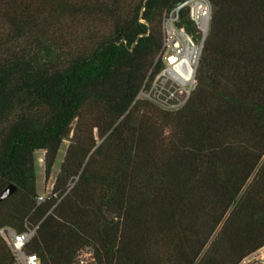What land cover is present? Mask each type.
Listing matches in <instances>:
<instances>
[{
  "label": "trees",
  "instance_id": "obj_1",
  "mask_svg": "<svg viewBox=\"0 0 264 264\" xmlns=\"http://www.w3.org/2000/svg\"><path fill=\"white\" fill-rule=\"evenodd\" d=\"M185 1L0 0V195L16 187L0 228L38 226L42 264L85 247L98 264H238L264 246V0H211L183 108L137 100ZM66 139L39 203L36 152L48 178Z\"/></svg>",
  "mask_w": 264,
  "mask_h": 264
},
{
  "label": "built area",
  "instance_id": "obj_2",
  "mask_svg": "<svg viewBox=\"0 0 264 264\" xmlns=\"http://www.w3.org/2000/svg\"><path fill=\"white\" fill-rule=\"evenodd\" d=\"M189 8L194 31L181 24V11ZM211 0H186L167 11L164 16V43L157 63L149 72L137 100L150 101L162 109L176 111L191 99L198 85V69L205 41L211 28ZM46 197L39 196V203ZM37 227L23 232L5 226L0 235L14 254L12 264H42L38 254L27 251V245L36 235ZM76 264H98L92 247L83 248ZM238 264H264V246L243 258Z\"/></svg>",
  "mask_w": 264,
  "mask_h": 264
},
{
  "label": "rangeland",
  "instance_id": "obj_3",
  "mask_svg": "<svg viewBox=\"0 0 264 264\" xmlns=\"http://www.w3.org/2000/svg\"><path fill=\"white\" fill-rule=\"evenodd\" d=\"M69 144H70V139H66L63 142L55 166L52 170L50 177L48 178L46 177V173H45V151L38 150L36 152L35 156H36V167L38 173V190L40 195H43L44 197H48L49 195L52 194L56 177L60 171L61 164L64 161L65 154Z\"/></svg>",
  "mask_w": 264,
  "mask_h": 264
},
{
  "label": "water",
  "instance_id": "obj_4",
  "mask_svg": "<svg viewBox=\"0 0 264 264\" xmlns=\"http://www.w3.org/2000/svg\"><path fill=\"white\" fill-rule=\"evenodd\" d=\"M15 190H16L15 186L9 185L8 187H6L0 195V201L7 199L9 196H11L14 193Z\"/></svg>",
  "mask_w": 264,
  "mask_h": 264
}]
</instances>
